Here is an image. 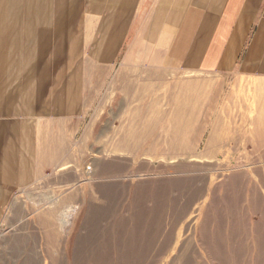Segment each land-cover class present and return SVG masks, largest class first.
Here are the masks:
<instances>
[{
    "label": "rangeland",
    "instance_id": "rangeland-1",
    "mask_svg": "<svg viewBox=\"0 0 264 264\" xmlns=\"http://www.w3.org/2000/svg\"><path fill=\"white\" fill-rule=\"evenodd\" d=\"M164 31L162 35L172 37L160 41L166 45L164 58L154 59L151 52L143 58L136 47L124 61L131 67L125 65L123 71L117 67L103 83L110 87L107 96L113 102L102 116L109 109L116 112L119 105L123 111L139 110L144 118L136 143H128L125 136L131 133L127 125L132 120H122L120 114L109 118L102 148L91 151L92 160L104 167L95 171L86 153L75 149L76 166L84 162L92 170L69 180V200L48 182L15 192L13 208L0 227V264H264V75L241 69L251 38L235 54L227 53V41L211 61L213 67L200 71L213 57L207 54L209 48L206 53L208 40L181 38L184 33L170 24ZM31 40L26 41V53ZM128 41H121V52L112 64L118 66ZM201 41L205 49L200 48ZM70 42L64 40L55 48L57 41L49 40L42 56L45 67L54 59L77 65L91 56L96 62L94 40L77 39L80 49L74 59ZM210 42L214 47L216 41ZM2 43L1 39L0 50ZM179 51L187 53L186 58L180 56L184 70L173 60ZM0 54L7 60L5 65L0 57V67L10 70L8 50ZM200 63L199 71H185ZM44 74L49 78L57 73ZM69 74L82 73L64 71L61 81ZM80 179L82 184L77 183ZM76 207L81 210L73 216ZM118 209L121 224H107L108 247H101V214L110 219ZM75 220L76 225L85 223L77 247Z\"/></svg>",
    "mask_w": 264,
    "mask_h": 264
},
{
    "label": "crops",
    "instance_id": "crops-1",
    "mask_svg": "<svg viewBox=\"0 0 264 264\" xmlns=\"http://www.w3.org/2000/svg\"><path fill=\"white\" fill-rule=\"evenodd\" d=\"M166 24L174 25L176 31L184 33L181 38L208 40L206 53L209 48L207 54L213 57L200 71L213 67L211 61L219 55L222 45H227V41V53L235 54L251 38L241 69L264 75V0H0V40L3 42L0 52L7 49V58L12 62L10 70L0 67L1 228L3 217L13 208L10 203L15 192L32 185L40 188L48 182L46 185L52 183L63 200L68 199L69 180L75 181L77 174L85 175L88 170L84 162L78 167L74 163L75 149L86 153L85 159L95 166V171L104 167L103 163L97 166L98 159L92 160L91 151L93 147L97 149L98 145L102 148L103 135L109 134L110 130L109 118L117 119L120 114V119L132 120L133 123L127 125L131 126V133L127 132L125 136L128 137V143H136L140 120L144 118H141L139 110L123 111L119 105L115 107L116 112L109 109L106 111L108 115L102 116L107 104L113 102L107 96L110 87L103 83L108 77L107 73L116 72L117 67L121 71L125 65L131 67L132 64L124 61L131 57L136 47L141 49L140 56L143 58L152 54L154 59L160 56L164 58L166 45L160 41L162 38L164 41L172 38L167 34L162 35ZM28 39H32L31 50L26 53ZM77 39L94 40L92 54L96 62L90 56L86 63L61 64L60 59V63H57L53 57L52 64L45 67L42 56L49 40L57 41L55 48H59L64 40H70V56L74 59L80 49ZM124 40H129L127 51L117 66L112 61L119 56L120 43ZM203 41L199 42V46L205 49ZM209 41H216L215 46L213 43L210 46ZM88 46L90 44H85V48ZM177 53L173 57L175 65L180 61L178 66L183 67L180 56L186 58L187 53ZM0 57L7 65L6 58L1 54ZM255 60L258 62L255 63ZM158 65V69L163 68L161 64ZM199 66L201 63L185 71L197 72ZM44 71H55L57 74L47 78ZM64 71L82 74H69L67 80L61 81L60 75ZM44 76L46 78L42 80ZM46 80L51 83L45 84ZM122 102L121 98L117 104ZM112 113L115 114L114 118ZM184 123L178 125L180 129ZM171 142L167 139L169 145ZM185 143L179 144L186 146ZM179 149L187 150L182 147ZM104 171L100 170V173ZM82 182L80 179L77 183ZM79 201H82V197H79ZM77 210L79 212L81 208L75 209L73 216L78 214ZM85 212L87 215L89 208ZM118 213L121 216V209L117 210L116 217L110 219L108 215L101 214L99 223L104 227L100 232L99 246L108 247L107 224H121ZM76 222L73 230L79 233L73 239L74 247L81 246L79 241L85 230V223L76 225ZM115 235L116 231L111 232L110 238H115Z\"/></svg>",
    "mask_w": 264,
    "mask_h": 264
},
{
    "label": "built area",
    "instance_id": "built-area-1",
    "mask_svg": "<svg viewBox=\"0 0 264 264\" xmlns=\"http://www.w3.org/2000/svg\"><path fill=\"white\" fill-rule=\"evenodd\" d=\"M88 170H89V168H88Z\"/></svg>",
    "mask_w": 264,
    "mask_h": 264
},
{
    "label": "bare ground",
    "instance_id": "bare-ground-1",
    "mask_svg": "<svg viewBox=\"0 0 264 264\" xmlns=\"http://www.w3.org/2000/svg\"><path fill=\"white\" fill-rule=\"evenodd\" d=\"M69 212V211H68Z\"/></svg>",
    "mask_w": 264,
    "mask_h": 264
}]
</instances>
